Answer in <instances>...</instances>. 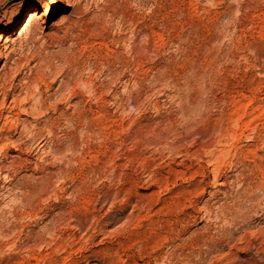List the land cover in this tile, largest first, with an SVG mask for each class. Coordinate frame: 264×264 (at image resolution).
I'll return each instance as SVG.
<instances>
[{
	"label": "rangeland",
	"instance_id": "374dc122",
	"mask_svg": "<svg viewBox=\"0 0 264 264\" xmlns=\"http://www.w3.org/2000/svg\"><path fill=\"white\" fill-rule=\"evenodd\" d=\"M0 33V264H264V0H0Z\"/></svg>",
	"mask_w": 264,
	"mask_h": 264
},
{
	"label": "bare ground",
	"instance_id": "6f19581e",
	"mask_svg": "<svg viewBox=\"0 0 264 264\" xmlns=\"http://www.w3.org/2000/svg\"><path fill=\"white\" fill-rule=\"evenodd\" d=\"M60 1L61 0H52V8H54ZM49 12L50 11L46 12V14H49ZM32 16H33V10L28 12V14L26 16L25 23H24V27L30 24ZM1 41L4 42L2 47L6 48L7 47L6 44H7V42L10 41V38L8 35L0 33V42ZM0 56H4L3 52H0Z\"/></svg>",
	"mask_w": 264,
	"mask_h": 264
}]
</instances>
